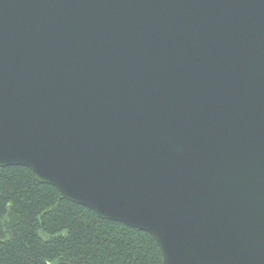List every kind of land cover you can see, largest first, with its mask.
Returning a JSON list of instances; mask_svg holds the SVG:
<instances>
[{
    "label": "water",
    "instance_id": "95a60500",
    "mask_svg": "<svg viewBox=\"0 0 264 264\" xmlns=\"http://www.w3.org/2000/svg\"><path fill=\"white\" fill-rule=\"evenodd\" d=\"M8 167L163 264H264V0H0Z\"/></svg>",
    "mask_w": 264,
    "mask_h": 264
},
{
    "label": "trees",
    "instance_id": "16d2710c",
    "mask_svg": "<svg viewBox=\"0 0 264 264\" xmlns=\"http://www.w3.org/2000/svg\"><path fill=\"white\" fill-rule=\"evenodd\" d=\"M0 264H163L147 233L100 219L37 183L24 167L0 168Z\"/></svg>",
    "mask_w": 264,
    "mask_h": 264
}]
</instances>
